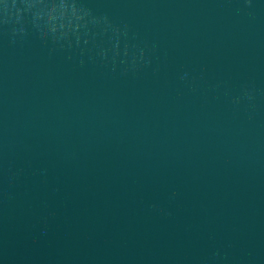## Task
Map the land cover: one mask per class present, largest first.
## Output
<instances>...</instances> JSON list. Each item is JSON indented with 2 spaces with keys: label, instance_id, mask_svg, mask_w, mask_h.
<instances>
[{
  "label": "water",
  "instance_id": "95a60500",
  "mask_svg": "<svg viewBox=\"0 0 264 264\" xmlns=\"http://www.w3.org/2000/svg\"><path fill=\"white\" fill-rule=\"evenodd\" d=\"M22 0H0V195L11 131Z\"/></svg>",
  "mask_w": 264,
  "mask_h": 264
}]
</instances>
